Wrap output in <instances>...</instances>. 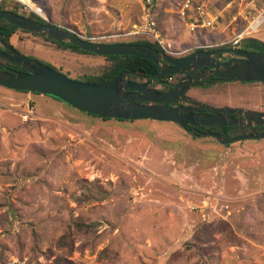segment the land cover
<instances>
[{
	"label": "rangeland",
	"instance_id": "1",
	"mask_svg": "<svg viewBox=\"0 0 264 264\" xmlns=\"http://www.w3.org/2000/svg\"><path fill=\"white\" fill-rule=\"evenodd\" d=\"M42 1L49 20L89 39L150 36L152 27L172 55L220 45L241 28L227 16L191 29L179 14L183 0L154 7L147 0ZM226 2L217 0L215 10ZM13 41L73 78L106 63L30 32L17 31ZM190 93L264 111L260 81ZM78 221L96 225L79 230ZM58 257L67 264H264V138L223 144L171 121H104L0 85V264Z\"/></svg>",
	"mask_w": 264,
	"mask_h": 264
},
{
	"label": "water",
	"instance_id": "2",
	"mask_svg": "<svg viewBox=\"0 0 264 264\" xmlns=\"http://www.w3.org/2000/svg\"><path fill=\"white\" fill-rule=\"evenodd\" d=\"M0 19H6L19 29L56 42L74 44L99 55H136L151 59L158 71L151 74L148 82H137L126 78L127 74L144 77L138 70L121 71L115 78L105 82L82 81L69 77L43 61L27 56L6 43L0 45V59L16 65L22 70L6 68L0 70V85L20 91L48 95L79 110L102 117L139 120L153 119L178 123L191 133L214 136L223 144L256 138H264V132H251L225 137L218 131H198V126L225 129L264 126V111L242 106H215L186 96L184 92L201 80L215 77L212 82L243 81L264 82V53L246 51L240 47H226L214 51H196L187 57H175L144 43H105L84 37L73 29L48 24L28 15L0 9ZM221 53L235 56L219 57ZM222 59V62H219ZM203 67H206L202 70ZM189 72L170 92L150 87L154 78ZM163 82V81H162ZM178 100L194 105L171 106ZM200 109L207 112L200 113ZM235 115L236 117H233Z\"/></svg>",
	"mask_w": 264,
	"mask_h": 264
},
{
	"label": "trees",
	"instance_id": "3",
	"mask_svg": "<svg viewBox=\"0 0 264 264\" xmlns=\"http://www.w3.org/2000/svg\"><path fill=\"white\" fill-rule=\"evenodd\" d=\"M155 1L156 0H152V2L149 4V7H154ZM216 1L217 0L212 1V10L210 13H213V12H216L219 10V9L215 10ZM34 2H36L37 4H40L41 6L44 5L43 4L44 2L42 0H34ZM0 8L15 11L17 13H19V11H21L20 3L18 1H15V0H2L0 2ZM24 15H28L30 17H33L37 20L43 21V22L48 23V24L57 25V26H60L62 28H65V29H71L70 27L61 26L59 24H56L52 20H44L40 16H38L37 14H35L33 12L25 13ZM0 25L4 28V31L8 35H11V36L17 30V27L15 25L11 24L6 19H0ZM153 25L156 28V24L153 23ZM141 35H143V34H141ZM44 39H46V38H44ZM92 40L97 41V42H105V43H117V42L144 43V44L151 45V46H153L159 50H164L162 45L159 43V41L153 39L151 36H148V35H146L144 37H136L134 39H118V38L117 39H98V38H96V39H92ZM52 42H55L59 46H62L63 49H71L72 51H76V52H80V53H84V54H89V55H93V56H99V57H103L105 59L106 63L104 64V66L101 68L100 71L74 77L75 79H79L82 81H91V82H95V83L105 82V81H108V80L115 78L121 71H127V70H138V71L140 70V71L146 72L147 74L155 73L158 70L156 63L154 61H152L151 59H148V58L139 57L136 55H128V54H124V55H99V54H95V53L86 51L84 49H81L80 47H78L74 44H71V43L59 44L56 41H52ZM220 45L221 46H230V47H240V48L248 50V51L264 53V39H261L260 37H256V36L244 38L237 45H235L231 42H225V43L222 42ZM205 47H206L205 45H199V46H196L194 48V50H204ZM34 58H36V57H34ZM0 60H2V59H0ZM41 61H43L44 63L50 65L51 67H53L59 71H61L62 73H65L69 77H72L70 75V73L63 71L62 69L58 68L57 66H54L52 63L45 61L43 59H41ZM8 64H10V63H8ZM1 69L2 68L0 67V70ZM125 77L132 79V78H135L136 76L133 74H127ZM18 91H20V90H18ZM22 92H30V91H22ZM31 93L40 94V93H36V92H31ZM55 99H57V98H55ZM57 100H59V99H57ZM59 101H61V100H59ZM78 111H80L84 114L90 115L92 117L102 119L104 121H108V120H117V121H121V122L122 121H127V122L135 121V120H129V119H119V118H112V117L97 116V115H94V114H91V113H88V112H85V111H82L79 109H78ZM206 129L211 130V129H215V128L206 127ZM228 129L230 131H233L232 132L233 135H236L238 133H243V132H249V133H251V132H262L264 130V127L258 126V127H252V128H246V129H235V130H231V128H228ZM194 137H196V136H194ZM76 225H77L79 230H84V228L86 230H90L96 224L94 222L93 223H86L84 221H78V222H76ZM66 261L67 260L65 258L58 257L55 259L54 264H67Z\"/></svg>",
	"mask_w": 264,
	"mask_h": 264
},
{
	"label": "built area",
	"instance_id": "4",
	"mask_svg": "<svg viewBox=\"0 0 264 264\" xmlns=\"http://www.w3.org/2000/svg\"><path fill=\"white\" fill-rule=\"evenodd\" d=\"M24 3L25 9L40 16L44 20H49L48 14L43 6L32 0H19ZM213 0H183L179 6V14L191 29L207 28L219 25L227 16L231 22L241 25L234 35L225 42L239 44L244 38L258 37V34L264 31V0H227L223 8L210 13L212 10ZM261 1L260 9L256 11L255 6ZM151 3L152 0H147ZM150 24V23H149ZM152 26V25H151ZM148 34L155 40L159 41L163 49L168 53H173L170 43L163 41L160 34L150 29ZM139 31H136L137 34ZM129 33V34H135ZM114 36V35H111Z\"/></svg>",
	"mask_w": 264,
	"mask_h": 264
},
{
	"label": "flooded vegetation",
	"instance_id": "5",
	"mask_svg": "<svg viewBox=\"0 0 264 264\" xmlns=\"http://www.w3.org/2000/svg\"><path fill=\"white\" fill-rule=\"evenodd\" d=\"M1 9V8H0ZM7 10V9H5ZM20 14H25L27 12L25 11H19ZM17 31H24V32H30L28 30H23V29H19L17 28V30L14 32V34L11 36V35H8L5 31H4V28L0 25V45L3 47V48H6V43L10 44L12 47H14L16 50H18L19 52L23 53V54H26L27 56H30L33 58L36 57V59H39L41 60L40 57H37L35 55H31L29 53H25L23 50H21L18 45L13 41V37L14 35L17 33ZM32 33V32H30ZM34 34V33H33ZM36 35V34H35ZM39 36V35H38ZM42 37V36H40ZM42 38H45V37H42ZM46 40H49L46 38ZM49 41H53V40H49ZM59 43V42H58ZM61 43H64V42H60L59 44ZM199 46V45H198ZM205 49L204 50H201V51H214V50H217V49H220V48H226V47H230V46H221L219 44H208V45H205ZM196 47V46H195ZM242 49V48H241ZM245 50V49H244ZM196 51H199V50H194V48H191L187 51H184L182 53H175V54H170L172 56H175V57H187L189 55H191L192 53L196 52ZM248 51V50H246ZM232 57V56H235L234 54H230V53H221L219 55V57ZM223 60L222 59H219V62H222ZM9 62H6L4 61L3 59L0 60V67L4 70L6 68H10V69H16V70H22V68L16 66V65H13V64H8ZM206 67H203L202 70H204ZM1 69V70H2ZM158 71V70H157ZM146 73V72H145ZM156 73V72H155ZM189 72H185V73H179V74H172V75H169V76H165V77H162V78H154L153 81L150 83V87L152 88H156L160 91H165V92H170L174 89V87L172 86L173 84H177L180 79L184 76V75H187ZM152 74V73H151ZM151 74H147L144 76V77H135V78H132L133 80L137 81V82H148L151 80ZM128 78V77H126ZM215 77H210L209 79H206V80H201L200 84L198 85H195V86H192L191 88L187 89L184 94L186 96H189V97H192L194 99H197V100H200L202 102H205L207 103V101H203L201 99H198L197 96H194L190 93V91L194 88H200V87H206L208 85H211L213 83H216V82H212L213 79ZM131 79V78H129ZM163 81V82H162ZM211 104V103H209ZM171 106H180V105H194L186 100H178L177 102L175 103H171L170 104ZM216 106V105H215ZM224 106H227V105H224ZM231 106V105H230ZM243 107V106H242ZM252 109V108H251ZM259 110V109H258ZM200 113H203V112H207L205 109H200L199 111ZM233 117H236L235 115H233ZM206 127H212V126H198L197 129L198 131H210V129H206ZM252 127H258V126H252ZM252 127H244V128H236V127H233V126H226L225 129H219V128H216V127H212V128H215V129H211V131H218V132H221L223 136L225 137H230V136H238V135H242V134H247L249 132H243V133H238L236 135H233L232 132L233 131H230L228 128H231V130H235V129H246V128H252ZM261 127H264V126H261ZM187 131H189L188 129H186ZM190 132V131H189ZM264 132V130L262 131ZM191 133V132H190ZM194 136H201L200 133H192ZM232 134V135H231Z\"/></svg>",
	"mask_w": 264,
	"mask_h": 264
},
{
	"label": "clouds",
	"instance_id": "6",
	"mask_svg": "<svg viewBox=\"0 0 264 264\" xmlns=\"http://www.w3.org/2000/svg\"><path fill=\"white\" fill-rule=\"evenodd\" d=\"M170 54V53H169Z\"/></svg>",
	"mask_w": 264,
	"mask_h": 264
}]
</instances>
